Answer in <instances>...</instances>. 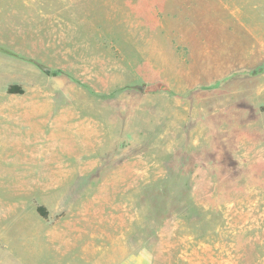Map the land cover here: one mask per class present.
Returning a JSON list of instances; mask_svg holds the SVG:
<instances>
[{
  "label": "rangeland",
  "instance_id": "rangeland-1",
  "mask_svg": "<svg viewBox=\"0 0 264 264\" xmlns=\"http://www.w3.org/2000/svg\"><path fill=\"white\" fill-rule=\"evenodd\" d=\"M138 259L264 264V0H0V264Z\"/></svg>",
  "mask_w": 264,
  "mask_h": 264
},
{
  "label": "trees",
  "instance_id": "trees-1",
  "mask_svg": "<svg viewBox=\"0 0 264 264\" xmlns=\"http://www.w3.org/2000/svg\"><path fill=\"white\" fill-rule=\"evenodd\" d=\"M8 93L22 95L24 94V89L19 85H12L8 88ZM38 213L43 217H46L45 209L43 207L38 208Z\"/></svg>",
  "mask_w": 264,
  "mask_h": 264
},
{
  "label": "crops",
  "instance_id": "crops-1",
  "mask_svg": "<svg viewBox=\"0 0 264 264\" xmlns=\"http://www.w3.org/2000/svg\"><path fill=\"white\" fill-rule=\"evenodd\" d=\"M62 261H64V260H62ZM137 263H138V264H144V262L142 261V259H138V260H137ZM128 264H129V263H128Z\"/></svg>",
  "mask_w": 264,
  "mask_h": 264
}]
</instances>
